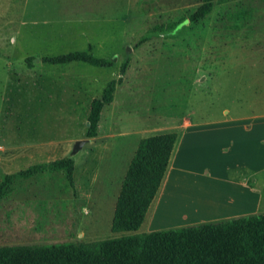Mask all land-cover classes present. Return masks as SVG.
I'll list each match as a JSON object with an SVG mask.
<instances>
[{"label": "rangeland", "instance_id": "rangeland-1", "mask_svg": "<svg viewBox=\"0 0 264 264\" xmlns=\"http://www.w3.org/2000/svg\"><path fill=\"white\" fill-rule=\"evenodd\" d=\"M201 3L0 0V186L8 182L0 245L113 237L116 201L141 138L173 132L184 117L209 123L203 128L212 134L226 118L264 113V0H216L211 13L195 17ZM73 51L109 63L51 61ZM111 83L114 98L97 135L87 137L91 102ZM68 158L72 172L52 169ZM154 208L139 232L152 230ZM164 219L156 230L177 227Z\"/></svg>", "mask_w": 264, "mask_h": 264}, {"label": "trees", "instance_id": "trees-1", "mask_svg": "<svg viewBox=\"0 0 264 264\" xmlns=\"http://www.w3.org/2000/svg\"><path fill=\"white\" fill-rule=\"evenodd\" d=\"M215 1L202 0L195 17L211 13ZM51 61L109 63L88 51H73ZM114 91L111 83L102 98L92 100L87 137L97 135L103 107L112 102ZM177 138L176 132H164L140 139L116 201L111 225L115 236L90 242L0 245V264H264V212L139 232L165 180ZM56 167L72 172L74 160H59L52 169ZM44 168L48 166L34 165L22 174ZM5 185L0 186V201L8 191Z\"/></svg>", "mask_w": 264, "mask_h": 264}, {"label": "crops", "instance_id": "crops-1", "mask_svg": "<svg viewBox=\"0 0 264 264\" xmlns=\"http://www.w3.org/2000/svg\"><path fill=\"white\" fill-rule=\"evenodd\" d=\"M208 126L207 122L184 117L179 124L167 129L176 132L178 138L167 175L153 202L152 230L161 226L164 218L179 226L174 222L179 220L185 225L264 212V113L226 118L215 131L219 133H207L203 127ZM204 141V147L199 146ZM235 141L243 144L233 152ZM214 142L216 144L210 146ZM213 154L216 163L211 168L214 159L210 162L206 159ZM216 169L221 172H215ZM227 170L231 171L226 173ZM168 205H175L176 214L167 209Z\"/></svg>", "mask_w": 264, "mask_h": 264}, {"label": "water", "instance_id": "water-1", "mask_svg": "<svg viewBox=\"0 0 264 264\" xmlns=\"http://www.w3.org/2000/svg\"><path fill=\"white\" fill-rule=\"evenodd\" d=\"M87 140H78L76 142V144L74 145V150L77 151L79 150L85 143H86Z\"/></svg>", "mask_w": 264, "mask_h": 264}]
</instances>
